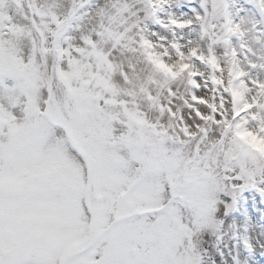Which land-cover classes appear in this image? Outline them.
I'll return each instance as SVG.
<instances>
[{"label":"snow or ice","instance_id":"snow-or-ice-1","mask_svg":"<svg viewBox=\"0 0 264 264\" xmlns=\"http://www.w3.org/2000/svg\"><path fill=\"white\" fill-rule=\"evenodd\" d=\"M247 2L259 20L225 18L220 0L191 18L110 0L84 33L80 9H42L27 47L0 22V54L23 68L0 77V264H207L209 235L231 264H264V56L240 60L264 37V0Z\"/></svg>","mask_w":264,"mask_h":264},{"label":"rangeland","instance_id":"rangeland-1","mask_svg":"<svg viewBox=\"0 0 264 264\" xmlns=\"http://www.w3.org/2000/svg\"><path fill=\"white\" fill-rule=\"evenodd\" d=\"M110 0H0V22H3L4 27L8 30H13L17 28H23L25 30L26 38L24 40V46L27 47L28 39L27 33L31 32V36L39 41V37L36 34L35 29H33V24H40L41 20L39 16L42 9H53L62 19L67 18L66 14L72 10L80 9L84 14L83 18L78 21L80 29L87 32L89 28L94 27L97 20L95 16V11L99 5L102 3L107 5ZM129 3H134V0H129ZM220 4L223 8V14L225 18L228 17L230 13H236L238 9L243 8L244 11H240L237 19L243 17L246 19L259 20L260 16L255 14V8H250L247 0H220ZM201 0H193L189 3L188 0H172V7L169 9L175 15L179 16L182 13L191 18L194 15L193 10L196 12L200 11ZM139 7V5H135ZM79 15V13H77ZM143 16V13H141ZM94 22V24H93ZM149 28L152 31H157L161 35L168 36L171 39L170 34L159 29L153 23H149ZM198 30H194L192 33L185 30L183 35L186 39H194ZM84 33V32H81ZM72 35L79 36L80 33L73 32ZM181 33H177L180 35ZM248 47L251 49V53L245 51L241 54V62H245V57L248 60L256 61V55L264 56V37L261 38V43H256L251 34L246 38ZM235 44L236 42L233 41ZM39 62V57L37 58ZM115 59L124 65V71L128 74L129 78L132 80L133 84L139 83L143 80L146 75L141 69L142 65L139 63V59L135 56H129L127 53L117 54ZM134 66V70L132 68ZM23 72L22 66L17 62V60L11 55L0 54V74L9 73L12 75H19ZM251 75L253 77H259L264 80V71L260 69L252 70ZM183 90V85H181ZM39 102L41 106L44 102V94L40 93ZM21 104L23 105V97L21 98ZM37 118L43 120L44 113L38 111ZM7 143V135L0 132V144ZM0 163H12L8 160L0 161ZM28 224L27 221L22 222L20 225L16 226L15 230H22ZM15 230L13 234H15ZM208 250V261L207 264H221V257L217 254V248L224 252V259L228 260L227 250L224 248V244H216L215 238L213 236L205 237V245ZM228 247H231V242H228ZM228 264H231L228 260Z\"/></svg>","mask_w":264,"mask_h":264},{"label":"clouds","instance_id":"clouds-1","mask_svg":"<svg viewBox=\"0 0 264 264\" xmlns=\"http://www.w3.org/2000/svg\"><path fill=\"white\" fill-rule=\"evenodd\" d=\"M19 199H23V193L19 194Z\"/></svg>","mask_w":264,"mask_h":264},{"label":"water","instance_id":"water-1","mask_svg":"<svg viewBox=\"0 0 264 264\" xmlns=\"http://www.w3.org/2000/svg\"><path fill=\"white\" fill-rule=\"evenodd\" d=\"M5 76H9V75H6V74L0 75V77H5Z\"/></svg>","mask_w":264,"mask_h":264},{"label":"bare ground","instance_id":"bare-ground-1","mask_svg":"<svg viewBox=\"0 0 264 264\" xmlns=\"http://www.w3.org/2000/svg\"><path fill=\"white\" fill-rule=\"evenodd\" d=\"M93 24H94V22H93ZM81 32H85V31H83V29H81ZM79 34V33H78Z\"/></svg>","mask_w":264,"mask_h":264}]
</instances>
